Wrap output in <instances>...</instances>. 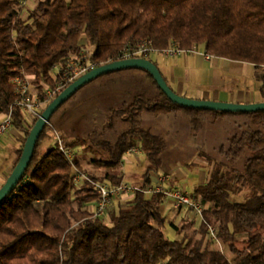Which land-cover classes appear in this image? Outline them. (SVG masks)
Here are the masks:
<instances>
[{
    "label": "trees",
    "instance_id": "obj_1",
    "mask_svg": "<svg viewBox=\"0 0 264 264\" xmlns=\"http://www.w3.org/2000/svg\"><path fill=\"white\" fill-rule=\"evenodd\" d=\"M23 8L20 0H0L1 111H9L16 100L12 81L19 75L32 76L39 92L55 87L52 67L85 51L84 37L98 65L117 61L125 46L145 40L157 49L174 42L183 49L203 46L211 56L252 65L264 101V0H41L27 18ZM143 72L159 93L151 97L137 91L129 103L110 110L107 128L118 130L119 121L124 125L115 142L78 137L65 144L100 155L94 160L99 175L87 170L78 155L76 165L93 181L114 186L125 180L124 159L139 144L147 159L141 185L147 187L164 167L168 143L143 123L144 112L157 117L188 113L194 130L202 128V116L209 113L250 117L254 126L230 136L221 147L223 159L194 192L204 206L206 233L216 225L218 241L229 247L231 257L210 248V241L187 235L178 239L183 229L168 222L161 194L137 191L111 222L104 220L108 212L94 217L90 204L100 193L92 182L75 184L50 122L23 179L0 204V264H264V111L183 107ZM26 119L14 108V127L28 136L34 125L28 129ZM47 139L53 144L43 149ZM241 193H247L245 200ZM168 226L177 239L167 235Z\"/></svg>",
    "mask_w": 264,
    "mask_h": 264
},
{
    "label": "rangeland",
    "instance_id": "obj_2",
    "mask_svg": "<svg viewBox=\"0 0 264 264\" xmlns=\"http://www.w3.org/2000/svg\"><path fill=\"white\" fill-rule=\"evenodd\" d=\"M23 8L22 16L28 17L29 10L35 7V5L41 0H20ZM86 46L85 52L91 54V47H89L87 40L83 39ZM198 52V53H197ZM200 53V54H199ZM202 55L204 56L205 50L203 46L196 48L194 52L183 53L180 55L167 57L166 62L170 64L171 61H175L179 57H187L190 55ZM227 61L226 59L220 60V58H212V62ZM210 66V65H209ZM250 73L245 76L236 75V78L228 76V74L219 76L220 85L215 87H221L228 91H238L242 86H246L247 83H251L249 93H252L253 98L255 96V90L260 86V83L256 80L254 74V67L249 65ZM184 70H189L190 66L183 67ZM58 70V69H57ZM140 70V69H139ZM124 69L121 71H115L114 73L104 74L82 87L76 94L72 96L64 105H62L58 111L52 116L51 128L65 141H72L78 137L87 138L91 143L94 140L109 139L115 142L119 136L121 129L124 125L121 121L118 123L116 131H112L107 128L106 119L112 108L121 106L122 104L129 103L137 91H148L151 97H155L159 93L154 85L144 84L142 78L143 70ZM191 70V69H190ZM189 70V71H190ZM184 71V76H187V72ZM189 76L195 84L205 86L209 83L210 78L204 71L189 72ZM32 80L33 77L29 76ZM230 79V80H229ZM186 77L184 78V81ZM215 81L212 80V85ZM222 83V84H221ZM246 84V85H245ZM33 90L38 92L39 90L33 84ZM247 92V90H246ZM184 96V95H183ZM188 97L187 95H185ZM257 97L259 95L257 94ZM55 98V97H54ZM52 98L49 103L54 99ZM190 98V97H189ZM256 99V98H255ZM47 104L45 108L48 106ZM44 108V109H45ZM148 113V112H147ZM153 119L157 116L148 113ZM146 115L142 116V121L145 125ZM163 116V120L160 123L155 122L156 134L163 136L167 143L168 148L163 155L164 167L160 173L170 172L172 173L173 181L177 184V181H181L179 178H175V174L184 178V184L186 185V191L193 196L194 188L199 183H205L209 180L214 164L220 162L223 157L221 155V147L228 144L229 138L235 132H240L245 127L254 126L251 123L250 117L245 116H217L214 113H209L202 116L203 126L199 130H194L190 123V115L185 112L172 113ZM160 117V116H159ZM26 126L31 129V125L35 124V119L32 117H26ZM148 126V125H147ZM27 135L25 132L17 130L15 127L0 141V186L4 184L10 172L12 171L15 161L18 157V150L24 148ZM54 139H47L45 141L43 149H45L50 143L53 144ZM78 156L82 159L83 166L99 175L94 166V160L100 155H95L91 149H85L83 147H76ZM147 166V159L143 152L142 147L138 144L135 146V151L127 153L123 162V171L125 174V180L123 183L130 185L142 186L143 174ZM185 176V177H184ZM182 178V179H183ZM179 188L181 186L174 185ZM238 197V196H237ZM234 196V198H237ZM132 199V197H125ZM241 200L247 198V193H241L239 195ZM126 201V200H125ZM180 208V207H179ZM118 210V200L116 199L108 209V214L104 217L106 222H111L112 215ZM192 211V210H191ZM193 213V211H192ZM200 221L201 228L199 230H192L190 226H186L187 236H193L194 239H204V244L210 241V248L221 249L225 255L231 257V253L228 246L220 245L218 240H214L210 237L209 233H206V227L204 219L201 216H197ZM178 223V220H176ZM178 225L183 229L186 224L181 222ZM203 225V226H202ZM167 235L174 239L177 237L176 232L169 226L166 230ZM205 235V236H204ZM179 238V236H178Z\"/></svg>",
    "mask_w": 264,
    "mask_h": 264
},
{
    "label": "built area",
    "instance_id": "obj_3",
    "mask_svg": "<svg viewBox=\"0 0 264 264\" xmlns=\"http://www.w3.org/2000/svg\"><path fill=\"white\" fill-rule=\"evenodd\" d=\"M196 47L191 49L180 48L177 43H172L164 49H157L151 40H145L137 44L125 46L119 55L118 60L132 58H150L155 53H160L166 57L180 55L183 53L194 52ZM210 59L212 56L206 54ZM97 63L91 60L88 52L83 51L80 55L72 57L64 64H56L51 69V74L56 80L55 87H46L45 91L35 92L33 90L32 80L28 75H19L13 79L16 100L9 111L0 110V141L14 128V108L21 109L26 117L38 119L49 101L56 97L68 85L74 82L83 74L98 67ZM58 69V70H57ZM57 144L64 153L74 170V181L77 186L83 185L86 181L92 182L99 191L100 197L96 202L90 204V211L94 217H102L107 212L111 204L120 197H134L137 191H144L149 194H161L163 200H169L177 208L187 207L191 209L196 216L203 218L204 206L194 195L191 196L185 189L173 185V174L170 172L158 173L153 176V183L147 187L121 183L119 185H110L105 182L93 181L88 174L81 171L76 165L78 152L76 149L68 147L64 139L58 134ZM135 147L128 153L134 152ZM125 160V159H124ZM209 235L212 239L218 240V227L216 225L208 226Z\"/></svg>",
    "mask_w": 264,
    "mask_h": 264
},
{
    "label": "crops",
    "instance_id": "obj_4",
    "mask_svg": "<svg viewBox=\"0 0 264 264\" xmlns=\"http://www.w3.org/2000/svg\"><path fill=\"white\" fill-rule=\"evenodd\" d=\"M198 53V52H197ZM200 54V53H199ZM190 55L187 57H179L173 62L171 61L170 64H167L166 59L167 57L160 54L155 53L150 57V60L154 62L158 68L160 69L161 73L171 86V88L177 92L180 95H187L190 98H198V99H207V100H220V101H228V102H238V103H253V102H259L262 101L261 95H260V86L255 90V96L252 97V93L248 92L250 89V81L247 83V85L238 91H228L226 89H222L221 87H215L220 85L219 82V76L220 74L236 78V75L245 76L248 73H250V64L242 62V61H235V60H229L226 58L216 57L212 56L210 59L206 57V53L204 56L202 55ZM220 58V60L226 59L227 61H219V62H212V58ZM172 58V57H170ZM176 58V56L174 57ZM210 65V66H209ZM190 66L191 69L184 70L183 67ZM204 71L208 77L210 78L209 83L205 84V86H201L199 84H195L193 82V78L191 79L189 76V72L194 73L195 71ZM141 71V70H139ZM184 71H186L188 74L187 76H184ZM143 72V71H142ZM144 79H146V83L148 85H152L151 80L149 76H147L144 72ZM186 77V80L184 81V78ZM212 80H214L215 84L212 85ZM230 80V79H229ZM222 84V83H221ZM153 86V85H152ZM221 86V85H220ZM247 90V92H246ZM257 94L259 97H257ZM256 98V99H255ZM148 114L147 112H144L142 116ZM163 116L152 118L150 115H146V123L148 126H150L154 133L156 132V126L154 125L155 122L160 123L163 120ZM174 176V175H173ZM185 177V176H184ZM175 178H180L181 181H177V184L173 181L176 179H173L172 183L173 185L181 186L183 184V189L186 190V185L184 184V178L182 179L180 175L175 174ZM203 184V183H199ZM198 184V185H199ZM197 185L194 188V192ZM194 195V194H193ZM126 200V201H125ZM130 199L125 197L118 198V207L124 206L128 204ZM163 213L168 217V222L175 223L178 225L179 222L186 224L185 228H183L181 234H179L178 239H183L186 233V226H190L193 229L192 230H199L201 228L200 221L198 220V217L192 213L191 209L187 207H180L177 208L173 205V203L169 200H163ZM176 220H178V223H176ZM172 225V224H171ZM179 226V225H178ZM203 226V225H202ZM180 227V226H179ZM176 232V230H174ZM177 234V232H176ZM178 235V234H177ZM174 239H177L174 238Z\"/></svg>",
    "mask_w": 264,
    "mask_h": 264
},
{
    "label": "water",
    "instance_id": "obj_5",
    "mask_svg": "<svg viewBox=\"0 0 264 264\" xmlns=\"http://www.w3.org/2000/svg\"><path fill=\"white\" fill-rule=\"evenodd\" d=\"M124 69H142L148 71L157 82L159 88L166 94V96L174 103H177L178 105L183 107L225 113H251L264 111V101L253 103H238L220 100L189 98L180 95L171 88L158 66L148 58L123 59L102 64L94 68L93 70L83 74L70 85H68L43 110L41 116L37 119L36 123L31 129L30 134L27 137L22 155L19 158L18 163L0 188V204L9 195L12 194V192L17 188V186L23 179L33 159L39 138L46 125L50 123L52 116L58 111V109L89 82L104 74Z\"/></svg>",
    "mask_w": 264,
    "mask_h": 264
}]
</instances>
